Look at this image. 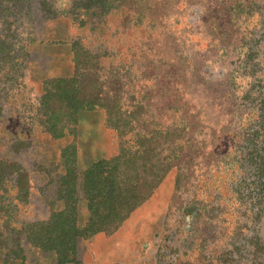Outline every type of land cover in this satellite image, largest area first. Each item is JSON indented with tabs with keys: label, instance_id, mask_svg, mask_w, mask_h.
<instances>
[{
	"label": "rangeland",
	"instance_id": "374dc122",
	"mask_svg": "<svg viewBox=\"0 0 264 264\" xmlns=\"http://www.w3.org/2000/svg\"><path fill=\"white\" fill-rule=\"evenodd\" d=\"M0 2V264H264V0Z\"/></svg>",
	"mask_w": 264,
	"mask_h": 264
},
{
	"label": "trees",
	"instance_id": "16d2710c",
	"mask_svg": "<svg viewBox=\"0 0 264 264\" xmlns=\"http://www.w3.org/2000/svg\"><path fill=\"white\" fill-rule=\"evenodd\" d=\"M0 46L2 45L0 44ZM5 48L7 47H4V49ZM80 72L82 71H78V68H76V72L73 77L54 80L52 82H49L48 86L45 87L42 99L44 100L43 105H45L46 107L47 122L51 127L49 131L51 132L53 137H60L63 134L65 127H58L57 124L59 122H62L67 117L75 116L79 110L104 107V104L100 102L97 93L94 94L93 92L89 93L86 91V84H84V82L82 83V81L80 80V77L84 76V74H82L84 72ZM95 176L94 178H96L97 184L99 180H97L98 178ZM144 183L148 186V188L152 187L150 182ZM137 186V184L133 185L132 190H134V192ZM96 193L98 194L102 192L101 190H98ZM106 194L107 193L105 192L104 197ZM104 197L100 199L99 203H103ZM124 198L125 200H121V202H119L115 209L107 214V217L111 219L113 223H120L135 207H137L145 200V198L139 197L137 194H134L129 198ZM75 232L76 231L73 230L74 239L76 235Z\"/></svg>",
	"mask_w": 264,
	"mask_h": 264
},
{
	"label": "crops",
	"instance_id": "0c3cea01",
	"mask_svg": "<svg viewBox=\"0 0 264 264\" xmlns=\"http://www.w3.org/2000/svg\"><path fill=\"white\" fill-rule=\"evenodd\" d=\"M118 250V240L113 238L96 246L93 256H89V259H93L95 264H112L117 258Z\"/></svg>",
	"mask_w": 264,
	"mask_h": 264
}]
</instances>
